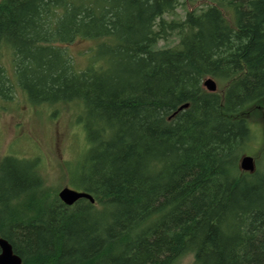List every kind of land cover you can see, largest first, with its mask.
I'll list each match as a JSON object with an SVG mask.
<instances>
[{
  "label": "trees",
  "instance_id": "obj_1",
  "mask_svg": "<svg viewBox=\"0 0 264 264\" xmlns=\"http://www.w3.org/2000/svg\"><path fill=\"white\" fill-rule=\"evenodd\" d=\"M194 1L0 0V99L76 103L70 181L94 198L66 205L36 158L1 157L0 236L21 264H264V162L239 167L264 103V0Z\"/></svg>",
  "mask_w": 264,
  "mask_h": 264
},
{
  "label": "rangeland",
  "instance_id": "obj_2",
  "mask_svg": "<svg viewBox=\"0 0 264 264\" xmlns=\"http://www.w3.org/2000/svg\"><path fill=\"white\" fill-rule=\"evenodd\" d=\"M215 0H195L187 8L203 6ZM179 15L182 9L178 8ZM92 45L87 39L77 38L69 44L68 51L76 67L87 63L84 50ZM0 62L8 76L14 79L11 55L1 50ZM215 80V79H214ZM217 88L219 87L216 81ZM78 107L74 102L33 104L25 93L14 88L13 95L0 99V158L4 155L36 158L38 170L46 186L58 191L68 186L77 188L70 181L69 166L79 152L86 147L82 126L77 122ZM252 137L243 154L251 155L256 168L264 162V103L251 120ZM175 264H193L192 254H185Z\"/></svg>",
  "mask_w": 264,
  "mask_h": 264
},
{
  "label": "water",
  "instance_id": "obj_3",
  "mask_svg": "<svg viewBox=\"0 0 264 264\" xmlns=\"http://www.w3.org/2000/svg\"><path fill=\"white\" fill-rule=\"evenodd\" d=\"M202 85L207 91H215L217 85L212 77H206L203 80ZM187 104H183L180 107H185ZM239 167L243 171L252 172L255 169V161L251 155L243 154L239 159ZM59 199L66 205H71L78 199H88L90 202H94L92 195L86 191L76 190L74 188L64 186L57 193ZM0 264H21L20 257L12 250L11 244L0 236Z\"/></svg>",
  "mask_w": 264,
  "mask_h": 264
}]
</instances>
